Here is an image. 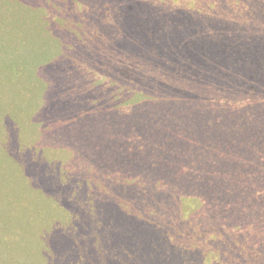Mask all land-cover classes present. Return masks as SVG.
<instances>
[{
	"label": "rangeland",
	"instance_id": "obj_1",
	"mask_svg": "<svg viewBox=\"0 0 264 264\" xmlns=\"http://www.w3.org/2000/svg\"><path fill=\"white\" fill-rule=\"evenodd\" d=\"M259 1L262 4L255 0H13L16 5L10 10L19 16L42 7L52 14L53 32H61L65 39L70 36L80 40L79 46L87 53L93 52V59L95 53H99L96 49L102 50L100 54L107 58L103 64L107 73L123 68L131 56L160 67L156 71L149 69L145 80L170 84L176 91L189 93L198 84L195 83L197 78H191L187 73L188 67L197 63L198 59L194 61L193 58L197 54L212 53L213 58L204 63L208 73L221 70L218 73L222 74L223 69L227 70L221 58L228 52L248 60L246 55L234 51L233 40L242 37L247 50L249 37H264V0ZM0 5H5V1L0 0ZM100 6L104 8L99 10ZM246 6L248 11L242 13ZM252 7L256 10L261 7L262 16L257 14L256 18ZM31 16L30 37L32 40L40 36L45 38L40 34L39 16L35 13ZM61 19L67 22L70 34L66 35L61 29ZM240 19L246 21L241 29L252 28L253 34L247 37L235 34L240 28ZM133 25L141 37H134L136 53L129 56L125 51L127 44L117 41V36H128L127 31L134 28ZM185 28L194 29L193 32L198 34L190 38L180 36L177 31ZM165 34L171 36L173 54L171 57L163 54L164 59L160 61L163 56L158 48ZM176 36H180L177 41ZM22 39L23 36L16 40L17 43L21 44ZM263 46L264 41L258 45V52L252 53V59L262 67ZM184 53L190 56L188 65L182 60ZM90 63H94L93 60ZM169 65L173 66L171 70ZM70 87L66 88L69 90ZM2 91L0 105L6 104L0 110V211L3 214L15 212V217L28 213L30 218L27 210H32L42 220L31 221L23 215V222L13 224L6 222L0 213V257L12 253L16 260L30 259L32 264H160L163 260L170 264H264V196H225L221 191L210 192L193 184H180L178 180L191 179L188 168L198 169L200 164L196 159L188 163L183 157L172 160L168 155L172 147L181 145V139L176 138L175 126L178 129L185 124L184 120L172 125L161 121L159 117L167 111L168 101H161L162 112L155 111L156 120L151 123L148 121L151 111H145L144 106L122 107L113 100L110 92L94 91L98 99L107 101L104 113L115 115L114 123L123 127L117 129L118 134L111 133L113 121L106 120L109 126H104V136L100 131L90 132L91 141L95 143L91 145L86 142L90 138L72 137L77 124L75 119H78L72 104L53 99L51 106L44 101L34 110L36 123H33L29 107L33 95L29 86L18 83L13 86L12 95L7 94V88ZM91 93L85 95L86 102H93ZM173 101L183 106L177 100ZM110 105L115 111H109ZM53 109L57 114L45 123L44 118L50 117ZM201 111H187L188 117L184 118L191 122L197 118L215 119L212 116L210 119L208 110ZM86 113L92 115L94 112ZM124 125H130L133 130H127ZM45 127H52L53 131L47 133ZM191 128L187 126L184 131ZM196 135L203 133L196 132ZM110 136L119 145L129 143L138 148V163L147 165L164 161L170 166H164L162 173L165 174L157 175L149 168L141 171L134 167V171L126 172L121 165L111 167L113 159L108 155L104 162H99L104 155L96 151V142L102 139L109 144ZM181 136L185 137L186 133ZM175 138L176 143L170 142ZM250 142L251 145L244 141L243 146L253 155L251 146L255 148L256 145ZM197 143L193 138L185 144L195 149ZM238 143L236 141V145ZM157 150L167 156L162 157L159 153L154 156ZM219 151L218 158L209 151L211 156L204 160L209 157L213 161L219 160L225 150L219 148ZM258 161L247 163L264 168V160ZM9 163L13 164L12 168ZM174 168H179L177 173ZM20 175L26 176L28 182ZM3 185L9 187L3 188ZM261 191L264 192V187ZM184 198L190 199L185 208L181 203ZM17 229L33 240H18ZM4 237L7 240L2 239ZM1 240L8 241L6 248L1 245Z\"/></svg>",
	"mask_w": 264,
	"mask_h": 264
},
{
	"label": "trees",
	"instance_id": "obj_2",
	"mask_svg": "<svg viewBox=\"0 0 264 264\" xmlns=\"http://www.w3.org/2000/svg\"><path fill=\"white\" fill-rule=\"evenodd\" d=\"M4 1L5 5H0V95H3V88H7V94L12 95L11 91L13 86H17L18 83L27 84L33 95L29 106L32 109L33 123H36L34 120V110L39 108L44 101H48L53 106V99H56L57 101L68 102V104H72L74 107V112L77 114L78 119H75L77 120V124H75V129L72 131L73 138L79 140H81L80 138H90L91 131H100L104 136V126L108 125L105 123L106 120L113 121L111 133L116 132L118 134L119 131L117 129H122L123 126H120L118 122L116 124L114 123L113 118L115 115L110 113L107 115V113H104L106 111L105 105H107V101L105 98L98 99L94 91L102 90L104 93L110 92L111 96L114 97L113 100L122 107L133 108L144 106L147 108L145 111H151V115L148 117V121L151 123H154L156 120L155 111H161L162 109L161 101H168V104H166L167 111H161L162 115L159 117L162 118L161 121L164 124L171 122V125L175 124V121L180 122L181 120H184L182 122L185 123L178 129L175 126L174 131L177 132L176 138L177 140L181 139V145L172 147L168 155L172 160L183 157L186 159L185 162L190 163L192 159H196V163L200 164L198 169L192 166L189 167L188 172L191 175V179H186L185 181L178 180L180 184L182 182L187 185L193 184L198 188L209 190L210 192L221 191L225 196H245V194L248 196H253L254 194L256 196H264V192L261 191L264 187V168L256 167L252 164L254 163L253 160L259 159L258 162H263L264 160V67L259 66L255 59H252V53L258 52V45L264 41V37L256 38L254 35L249 37V43H247L249 47L247 50L243 45L242 37H235L233 40L236 44L234 51L246 55L248 60L236 57L235 52H228L222 55L221 59L227 65V70L225 71L223 69L222 74L218 73L221 70L210 71L211 73H208L204 69L205 61L213 58L212 53L208 52L205 54L202 52L194 56V61L198 59L197 63H195L194 67H188L189 71L187 73L191 78H197L195 83L198 84L193 91L182 93L172 88L173 85L159 84L155 80L154 82L145 80V77L149 75V69L158 70L160 67L157 68V65L153 62L146 64V62L131 58L130 55H135V48L137 47V40L134 37H141L135 25H133L134 28L127 31L128 36L124 34L117 36V41L122 42V44H127L125 51L130 56L128 57L129 61L122 66L123 68H116L113 73H107L103 65L106 63L107 58L103 54H100L102 50L97 48L96 51L99 53H95V59H93V52H88V54L83 46H79L78 41L80 40H73L70 36L65 39V35L61 32L59 34L53 32L51 13H46L42 7H39L28 10L26 14L22 13L17 16L10 10L15 4L13 0ZM255 1L261 3L259 0ZM103 8V6H100L99 10ZM252 8L254 9L252 11H255L256 18L257 14L262 16L263 12L261 7L258 10L254 7ZM245 11H248L247 6L246 10H242L241 12L244 13ZM34 13L39 16L41 23L40 34L46 36L45 38L40 36V38H33L32 40L30 37L29 18L31 21V15ZM238 22L240 28L236 30V35L247 37L250 36L248 34H253L252 28L241 29V26L246 21L244 22L243 19H240ZM60 24L61 29L63 28L67 33L66 35L70 34L67 22L61 19ZM221 26L225 28L224 24ZM193 31L195 30L185 28L177 32L182 37L190 38L198 34ZM174 33L175 31L172 35ZM22 36V42L18 44L17 41ZM180 36L175 37L176 41ZM82 38L84 39V37ZM170 38L171 36H166L165 34L160 40L161 43L158 50L161 51L162 56L164 54L171 57L173 54L174 44L173 46L170 45ZM40 40H42V43H40ZM186 53L182 55V60H186L188 65L190 56ZM163 59L164 56L160 61ZM90 60H93L94 63H90ZM168 68L171 70L173 66L169 65ZM161 80L163 82V78ZM114 82L117 83L113 85ZM8 84L12 85V88ZM67 86H71L69 90L66 88ZM89 93H91L93 102L91 100L86 102L85 95ZM80 96H83V98H77ZM173 100H177L183 106H178ZM5 104L6 102L0 105L2 107L0 110L5 107ZM62 106L63 104H61ZM225 106L230 109L225 108ZM201 109L204 111L208 110L210 119L211 116L212 118L215 117V119L197 118L191 122L187 118H184L188 117L186 116L187 111L193 113L194 111L202 112ZM111 110L115 111L112 105L109 108L110 112ZM86 111H92L94 113L88 115ZM56 114L57 112L54 113L53 109L52 115L44 118L45 123L54 118ZM195 115L197 114L195 113ZM124 126H126L127 130H133L130 125ZM187 126L189 128L192 127L191 130L184 131V128ZM45 129L47 133L53 131L52 127H45ZM196 132L203 133V135L197 136ZM182 133H186V136L182 137ZM191 136L198 142L196 144L197 148L195 149L185 144L189 140H193ZM176 138L170 142L173 144L176 143ZM87 141L91 145H95L91 141V138ZM236 141H239L238 145H236ZM244 141H247L249 145H251L250 141L255 143V148L251 146L253 147L251 148V151L254 153L253 155H251L250 151L244 149ZM219 148L223 152L225 150L219 160L213 161L212 157L204 160L208 156H211L209 151L213 152V155H217V157H214L215 159L218 158L220 153ZM96 151L98 154L104 155L99 162H104L107 155L111 156L113 159V165L111 167L121 165L126 172L134 171V167L141 171L149 168L155 174L161 175L165 174L162 173L165 171L164 166H170V163L164 161V163L155 162L147 165L138 163L140 157L139 149L134 148L129 143L119 145L112 136H110L109 144L102 139H98L96 142ZM239 151L241 152L238 154ZM86 153L87 155L89 154L88 152ZM158 153L162 157L167 156L161 153L160 150H157L154 156L158 155ZM249 161H252V163H247ZM12 167L13 164L9 163V168ZM174 169L177 173L179 168ZM259 170L262 171L260 172ZM256 171L259 172L256 173ZM20 177L23 181L28 182L26 176L20 175ZM258 182L262 184L258 185ZM175 183L177 182H172L171 184ZM2 187L6 188L9 186L3 185ZM176 194L170 193L169 195ZM148 195H153V193ZM209 195L212 194L210 193ZM170 199H172V196ZM187 202H190V199H182L181 203L183 208L186 207ZM180 210L178 209L179 212ZM27 211H30L31 221L33 219H40L37 218L35 211ZM0 213L2 216H5L4 220L8 223L19 224L18 221L23 222L25 215L28 220L30 219L28 213L19 214L17 217H15V212L3 214L0 211ZM29 225L30 222L27 226ZM17 230L19 232V234H16L18 240H24L26 242L33 240L32 237L25 236L23 230ZM77 234L80 236L79 232ZM2 239L7 240L5 237ZM1 243L6 248L8 241L1 240ZM0 263L32 264V261L30 259L18 261L11 253L6 256L1 255ZM33 263H35L34 258ZM160 264L170 263L163 260L160 261Z\"/></svg>",
	"mask_w": 264,
	"mask_h": 264
}]
</instances>
